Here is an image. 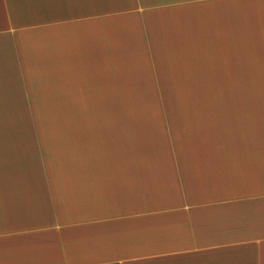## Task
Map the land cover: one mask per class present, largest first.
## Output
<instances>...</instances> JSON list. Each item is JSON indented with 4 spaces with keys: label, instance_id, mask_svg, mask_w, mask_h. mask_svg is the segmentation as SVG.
<instances>
[{
    "label": "crops",
    "instance_id": "obj_1",
    "mask_svg": "<svg viewBox=\"0 0 264 264\" xmlns=\"http://www.w3.org/2000/svg\"><path fill=\"white\" fill-rule=\"evenodd\" d=\"M0 264H264V0H0Z\"/></svg>",
    "mask_w": 264,
    "mask_h": 264
},
{
    "label": "rangeland",
    "instance_id": "obj_2",
    "mask_svg": "<svg viewBox=\"0 0 264 264\" xmlns=\"http://www.w3.org/2000/svg\"><path fill=\"white\" fill-rule=\"evenodd\" d=\"M92 79H95V80H98V76L95 75L94 77L91 76ZM130 82L131 81V78H127L125 79V82ZM62 85V84H61ZM55 89H57V85L54 84V92H55ZM86 93H88V89H86ZM95 92H97V89H93ZM94 91H92L91 93H93ZM171 91V90H170ZM62 90H60L59 93H61ZM55 94V93H54ZM68 101L72 102V103H69ZM74 100L72 99H64V100H60V98H56L54 97V115L57 114V112L61 111V112H64L66 113V111H76V110H79V109H76L74 108V105L73 102ZM85 104L89 105L91 107V109H115L116 107L120 106V104L122 105V108L124 110L126 109H130L132 108V110H146V109H159V105L160 103H149L147 101H135V102H130V101H124L123 103H111V102H102V103H98V102H95V103H90V101H83ZM150 106V107H149ZM163 107V106H162ZM161 107V108H162ZM160 108V109H161Z\"/></svg>",
    "mask_w": 264,
    "mask_h": 264
}]
</instances>
